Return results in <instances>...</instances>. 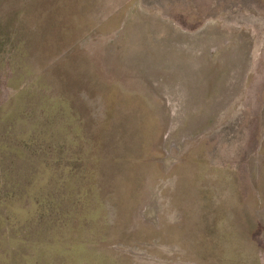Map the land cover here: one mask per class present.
<instances>
[{"label":"rangeland","instance_id":"374dc122","mask_svg":"<svg viewBox=\"0 0 264 264\" xmlns=\"http://www.w3.org/2000/svg\"><path fill=\"white\" fill-rule=\"evenodd\" d=\"M0 264H264V0H0Z\"/></svg>","mask_w":264,"mask_h":264},{"label":"crops","instance_id":"0c3cea01","mask_svg":"<svg viewBox=\"0 0 264 264\" xmlns=\"http://www.w3.org/2000/svg\"><path fill=\"white\" fill-rule=\"evenodd\" d=\"M117 12L119 13L120 10L119 11L115 10V11L111 12L104 21H102L100 24L97 25V28H100L102 33H103V30H105L109 33H114L120 27L122 20L124 18V13H121L122 19L118 21L117 25L113 26V28L110 29V26H111L110 22L111 21L113 22V20L115 19V17L118 14Z\"/></svg>","mask_w":264,"mask_h":264},{"label":"bare ground","instance_id":"6f19581e","mask_svg":"<svg viewBox=\"0 0 264 264\" xmlns=\"http://www.w3.org/2000/svg\"><path fill=\"white\" fill-rule=\"evenodd\" d=\"M200 56H202V55H200ZM198 58H199V56L198 55H196V60H198ZM195 59V58H194ZM191 68V67H190Z\"/></svg>","mask_w":264,"mask_h":264}]
</instances>
